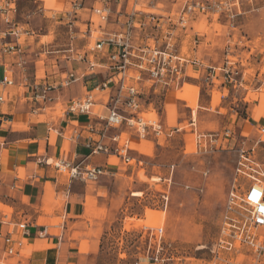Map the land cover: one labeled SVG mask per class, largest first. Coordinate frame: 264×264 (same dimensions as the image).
<instances>
[{
    "label": "crops",
    "instance_id": "obj_1",
    "mask_svg": "<svg viewBox=\"0 0 264 264\" xmlns=\"http://www.w3.org/2000/svg\"><path fill=\"white\" fill-rule=\"evenodd\" d=\"M19 1L21 0H17V6ZM28 1L34 7L33 14L53 15L64 14L71 0H54L48 5L46 0ZM78 1L82 5L80 10L87 12H90L92 6L105 2L113 10L130 11L132 7L130 0ZM180 3V0H160L150 6L148 0H138L133 7L144 6L149 9V13L165 16L176 13ZM255 8L259 10L262 7ZM236 12L239 13L238 9ZM200 23H205L207 30H199L197 27ZM85 25L90 26L89 20ZM215 25L225 26L222 17L196 13L190 18L186 30L177 31L176 41L180 55L199 61V66H187L189 78L186 89L183 85L181 90L171 88L163 93V109L159 115L162 133L159 136L151 134L140 138L136 132L121 127L107 132L106 143L114 144L110 137L115 133H123L121 137L125 135L128 138L129 155L142 160L143 157L154 156L158 147L168 144L172 137L178 136L184 152L196 154L194 142L187 140V137L200 130L197 129L196 118H193L192 114L187 120L177 121L180 104L178 101L188 103L186 96L181 100L177 95L178 92L187 94L189 86L195 88V81L202 78L207 69L213 67L215 72L216 67L224 62L225 53L220 55L217 62L215 50L218 42L224 40L221 35L216 34ZM106 28L116 27L108 24ZM3 29L4 24L0 18V46L4 42ZM89 30L91 36L84 35L85 30L80 31L84 38L80 49L91 41L95 33V23L91 24ZM21 37L19 41L24 45V57L27 59V50H32L27 49L31 46L29 38L32 35L26 39ZM34 43L37 45L39 40ZM16 60L17 56L13 54L2 56L0 80L4 69ZM240 61L242 62V58ZM67 65L65 71L49 70L40 78L49 83H56L69 70L75 71L79 76L69 87L54 89L51 92L53 101L50 103H36L29 99V88L25 85L29 81L27 71L22 74L15 69L14 84L11 86H3L0 82V94L4 96V102L0 104V233L5 235L14 232L18 222H26L28 229V235L23 237V247L14 255L5 253V245L0 237V264H91L93 257L100 250L101 236L110 223L119 218L121 221V218L125 220L124 218L131 215L128 212L131 195H138L147 190L145 184L137 177L139 170L144 167L127 165L113 155L90 154L86 138H94L96 135L86 128L88 124L100 127L101 124L95 117L106 112L102 99L97 100L86 114L75 115L64 111L62 114H56L57 104L64 110L69 100L81 97L91 89L92 86L86 84L87 77L93 76L96 81L106 77V72L99 71L95 75L85 71L87 63L84 61ZM244 71L245 69H242V72ZM34 76H37L36 70ZM24 77H27L26 82ZM254 78L255 76H248V82L242 83L238 88L239 99L243 102L246 113V117L242 119L240 135H243L244 128L257 129L264 123V93L260 90L264 86V79L256 84ZM247 88H251V96L246 100ZM214 97L219 102V97ZM169 109L175 110L174 118H169ZM184 122H187L189 130L182 126ZM59 158L79 164L80 167L104 166L107 173L91 182L70 179L67 170L55 169L51 165ZM142 175H139L140 179ZM43 228L46 229V234L39 236Z\"/></svg>",
    "mask_w": 264,
    "mask_h": 264
},
{
    "label": "rangeland",
    "instance_id": "obj_2",
    "mask_svg": "<svg viewBox=\"0 0 264 264\" xmlns=\"http://www.w3.org/2000/svg\"><path fill=\"white\" fill-rule=\"evenodd\" d=\"M53 1L46 0V4ZM235 3L239 12L236 29H230L224 18L225 26H214L216 34L221 35L224 40L218 42L215 50L217 62L220 55L228 49L230 53L227 56L234 62L232 66L245 75L242 83L248 82V76H255L254 82L259 84L264 79V0H235ZM255 6L262 8L257 10ZM33 9L28 0H21L13 19L14 23H19L32 33L29 38L32 47H27L32 50L26 52L29 55L26 59L29 81L34 77L35 70L37 77L43 78L45 72H62L67 69V64L75 62H68L65 56L69 53L66 50L70 41L73 43V53L76 48L80 49L84 43L80 31L85 30V35H89V26L85 23L91 17L90 12L84 10L72 12L69 4L64 14H33ZM148 10L146 8L145 11ZM197 28L201 31L207 30L205 23H200ZM95 35L93 33L91 44L94 43ZM27 37L29 35L21 38ZM9 40L11 39L8 36L4 38V41ZM37 40L39 43L36 45L34 42ZM242 69L245 71L242 72ZM209 70L195 81V88L189 86L187 94L178 92L177 98L184 100L186 96L188 103L178 101L180 104L177 121L187 120L192 114L201 133H222L230 129L232 139L221 138L207 152L187 154L181 148L179 137H172L168 144L155 150L154 156L143 157L144 169L139 170L137 177L148 191H167V207L158 209L147 201L145 208L138 203L137 198L131 197L128 206L131 215L124 218L125 220L121 218V221L119 218L110 223L101 236L100 250L91 264L249 263L251 250L247 246L243 245L232 251L220 249L218 257L212 253V248L220 234L226 195L233 182L240 148L248 154L251 161L249 165L259 171V178L264 179V133L260 132L264 123L257 129L244 128L243 135H240L242 119L246 117V113L243 102L239 99V85H234L233 82L220 83L215 78L212 87L203 79ZM215 74L217 79L221 75L217 69ZM258 74L260 76L257 77ZM85 81L88 86H92L96 78L90 76ZM186 87L184 84V89ZM221 87L225 89L222 90ZM260 90L264 93V86ZM214 95L219 97V102ZM250 96L251 88H247L246 100ZM153 105L160 115L163 99L154 98ZM63 111V107L57 104L56 114H62ZM143 116L148 117L150 114ZM168 116L174 118L175 110L169 109ZM182 126H185V130L190 128L187 122ZM187 140L194 142V135L187 137ZM140 174H143L141 179ZM250 183L252 180L249 177L241 176L237 178L236 185L238 189H246ZM144 226L161 227L162 233L149 237L144 232ZM253 231L257 235H263L264 239V228ZM149 257H156V260H148Z\"/></svg>",
    "mask_w": 264,
    "mask_h": 264
},
{
    "label": "built area",
    "instance_id": "obj_3",
    "mask_svg": "<svg viewBox=\"0 0 264 264\" xmlns=\"http://www.w3.org/2000/svg\"><path fill=\"white\" fill-rule=\"evenodd\" d=\"M160 0H148V5L153 6ZM251 2L253 0H250ZM130 11L113 10L107 2L92 6L89 23H95V40L82 49H75L70 41L65 58L70 61H84L87 63L85 71L90 73L106 72V77L96 81L91 89L83 96L69 100L64 108V113L81 115L88 113L97 100H103L105 113L97 114L96 120L100 127L88 124L86 130L96 136L86 138L90 154L104 153L107 156L119 157L127 165L142 166L143 161L130 156L128 138L121 137L123 133H115L109 144L105 142L107 132L110 129L125 127L134 131L140 138H146L153 134L159 136L162 127L159 121V113L153 105L154 98L162 97L167 89H181L186 84L189 76L187 66H199V61L185 58L180 55L176 37L178 30H186L190 18L196 14L215 15L224 18L230 29H236L235 0H180V8L174 14L165 16L149 13L148 11L134 8L138 0H130ZM71 11L77 12L82 5L78 0L70 1ZM17 11V0H0V18L5 26L2 36L10 37L0 46V60L4 54H13L17 60L4 69L0 80L1 85L14 84V70L22 74L26 72V59L24 57V45L19 41L21 36H31L32 33L13 19ZM113 24L116 28L107 29L106 25ZM86 34V31L83 32ZM89 36L91 32L89 30ZM73 39V37H71ZM225 51L224 62L216 67L221 73L217 79L214 68H210L204 81L213 86L214 79L220 83L233 82L241 86L243 74L232 66V62ZM233 67V68H232ZM87 73V74H90ZM79 79L73 70L67 71L58 82L49 83L46 80L34 76L25 85L29 88V99L36 103H50L53 101L51 92L58 88H67ZM27 77H24L26 82ZM4 102V96L0 94V104ZM150 114L145 117L143 115ZM264 133V127L260 129ZM232 131L210 132L194 134L196 153L207 152L210 147L216 145L221 138L232 139ZM249 156L240 148L234 170L233 182L229 188L222 216V226L212 253L218 257L219 250H237L238 247L247 246L251 250L248 264H264V239L263 235H257L253 230L264 228V179L259 178V171L253 169ZM51 165L55 169L67 170L70 179H80L83 182L95 181L99 176L107 173L104 166L87 165L80 167L64 159H56ZM263 175V174H262ZM247 176L252 180L246 189H238L237 178ZM170 181V177L168 178ZM168 181V182H169ZM138 203L147 208V201L158 208L166 209L168 203L167 191L145 190L138 195ZM157 200H154L156 199ZM148 236L160 235L161 227H143ZM19 234V236H18ZM46 234L43 228L39 236ZM28 235L26 222H18L14 232H8L0 237L5 245V253L14 255L23 247V237ZM148 260H156L149 257ZM138 264V263H136ZM232 264H244L234 262Z\"/></svg>",
    "mask_w": 264,
    "mask_h": 264
},
{
    "label": "bare ground",
    "instance_id": "obj_4",
    "mask_svg": "<svg viewBox=\"0 0 264 264\" xmlns=\"http://www.w3.org/2000/svg\"><path fill=\"white\" fill-rule=\"evenodd\" d=\"M142 8H145V7L143 6V7H141L140 9L143 10ZM145 9H146V8H145ZM181 89H182V88H181ZM181 89H180V90H181ZM136 194H138V193H136Z\"/></svg>",
    "mask_w": 264,
    "mask_h": 264
}]
</instances>
